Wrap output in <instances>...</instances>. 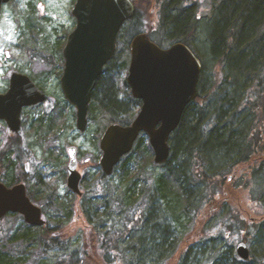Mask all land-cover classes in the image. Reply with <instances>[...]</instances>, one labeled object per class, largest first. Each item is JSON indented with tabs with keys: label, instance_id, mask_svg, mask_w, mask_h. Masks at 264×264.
Segmentation results:
<instances>
[{
	"label": "trees",
	"instance_id": "16d2710c",
	"mask_svg": "<svg viewBox=\"0 0 264 264\" xmlns=\"http://www.w3.org/2000/svg\"><path fill=\"white\" fill-rule=\"evenodd\" d=\"M202 1L211 4L212 13L208 16L209 23L201 27L207 43L202 42L199 47L200 56H207L227 66L230 73L225 78L227 86L224 94L209 107L206 102L211 100V91L204 94L203 79L200 77L199 96L187 107L179 128L170 138L171 157L165 165L154 163L149 138L141 134L133 151L116 167L122 180L128 183L123 194H117L108 183L109 177L96 164L98 173L94 178L97 180L95 184L87 185L88 193L81 200V213L91 225L90 231L95 234L93 244L88 253L78 243L74 249L69 243V260L63 255L56 264H169L188 228L196 225L199 211L213 200L209 192L212 190L216 193L217 186L212 180L227 175L238 165L262 160L253 169L251 189L254 184L264 182V44L258 53H255L257 46L254 47L257 43H264V0H158L161 4L158 7L161 24L167 27L172 38L191 46L190 40L195 38L200 20L197 13ZM135 7L133 19L127 21L120 32V37L124 30L128 33V45L143 30L146 17L139 4ZM192 50L199 57L198 52ZM60 58L63 65V56ZM127 68L128 64L124 65V62L119 68L112 62L101 76L95 91L94 108L106 111L108 126L130 125L142 106V102L133 97L126 79H120V73L125 74ZM62 72L58 71L57 77ZM123 90H126L125 102L121 96ZM61 99L64 100L63 97ZM100 115L91 114V118L99 119ZM45 119L41 118L40 130H44L42 123ZM15 145L12 138L10 145L0 150V166L4 170L2 181L7 187L21 183V160L17 157L19 149ZM141 160L164 171L155 178L141 175L154 192L142 199L137 188L144 182L139 175L136 177L135 171ZM87 179L90 180L89 175ZM156 198L163 201V213L170 218L167 223L157 225L150 222L153 212H156L152 207ZM102 210L109 220L101 219ZM63 215L69 219V224L76 218L70 205L69 216L66 213ZM9 216L21 217L18 214ZM116 217L121 222L119 227ZM66 218H62L63 222L67 221ZM62 219L58 222H62ZM104 222H110V225L106 226ZM173 224L180 231L179 237L175 235L177 231L173 233L171 230ZM252 226L249 229L263 242L264 247V223ZM41 229L29 226L24 221L13 238L10 251L5 254L0 252V264H13V258L21 252L23 255L20 257H25L20 260L23 264H53L44 256L32 262L33 252L39 245L51 247L41 241L38 235ZM18 243L23 249H15ZM189 246L187 248L191 249V244ZM206 264H264V250L258 261H243L230 250L211 262L207 260Z\"/></svg>",
	"mask_w": 264,
	"mask_h": 264
},
{
	"label": "rangeland",
	"instance_id": "374dc122",
	"mask_svg": "<svg viewBox=\"0 0 264 264\" xmlns=\"http://www.w3.org/2000/svg\"><path fill=\"white\" fill-rule=\"evenodd\" d=\"M74 1L76 0H11L9 4L3 5L0 16V93L7 89L12 74L24 73L35 79L41 89L45 91L49 102H51L49 107L43 105L38 108L35 111L37 114L31 111L24 117L25 125L21 130V136L27 150L25 154L24 151L20 150L21 147L19 146L21 144L17 140L19 136L15 135L18 136L15 139V148L19 147L20 150L17 157L21 160L22 170L25 162H29L32 177H41L47 185L46 189L56 187L57 183L55 181L51 182L50 177L60 174L62 170L64 171L67 162L64 153H67L70 146L78 148L80 155V157L78 156L79 172L86 177L89 175V179H92V181L88 180L90 185L95 184L97 179L94 177L98 173L96 164L101 157L100 138L109 123L105 114L103 116L101 114L99 119H92L90 115L87 131L81 134L76 128L75 109L68 106L61 99L63 94L58 81H60L62 75L57 77V72L62 71L63 66L60 64L62 51L59 48L64 47V40H61V38L75 29V19L72 16ZM157 2L158 0L140 1L139 7L146 13L144 21L148 20L147 22L151 24L159 23L157 16L159 6H157ZM210 13H212L211 4L202 1L197 13L200 20L196 35L195 38L190 40L191 46H189L195 52H198V58L202 63L204 71L201 75L203 92L207 95L211 91V100L206 102L209 107L214 103L216 104L224 94V89L227 86L225 78L230 73L227 66L220 61L212 60L207 56L205 58L200 56L199 47L202 42L207 43L201 27L204 23H209L208 16ZM160 27V31L154 32V37L159 42L168 43L167 34L169 31L162 24ZM128 37V33L124 30L121 35L122 39H120L122 47H126ZM257 44L254 45V47L257 46L255 53L260 51L264 43ZM127 74V72L125 74L120 73V79H126ZM125 95L126 90H123L121 94L123 101L126 98ZM44 112L51 114L47 116L43 114ZM42 117L46 118L42 123L44 125L42 129L44 130H40L34 124L35 120L39 124V119L41 123ZM47 119L48 121H46ZM48 127H50V130L47 129ZM42 134L43 136H41ZM9 135V131L0 122V150L5 147L4 144ZM44 136L45 138H41ZM255 162L256 160H253L250 163L238 165L227 172V175L212 180L217 186L216 193L212 190L209 192L213 200L209 202L208 206L199 211L196 225L193 224L189 227L187 234L183 238L181 237L180 246L176 248L174 259L169 264H176L178 260L182 259L180 264H206L207 260L211 262L218 255L227 253L230 250L236 253V247L240 243L247 244L251 252L250 259L256 261L260 259L264 250L263 242L261 243V240L255 237L253 230L249 229V227H253V224L260 225L264 223V182L254 184L253 189H251L253 186V169L261 164L262 160L257 161L258 163ZM135 171L136 177L139 175L141 181L144 182L140 183L137 188V191H140L142 195L141 199L147 195H152L154 192L151 191L145 182V178L141 175L147 174L155 178V176L158 177L164 172L163 169L156 168L152 163L141 160ZM35 183L36 180L31 181L32 190L36 186ZM108 183L115 188L117 194H123L125 187L128 186V183L122 180L117 170L116 175L113 174L111 178L109 177ZM201 190L203 191L202 187ZM69 200H71V206H77L74 197H69ZM152 207H155L156 212L155 214L153 212L150 222L159 225L167 223L168 220L170 221L169 216L163 213L164 206L161 199H154ZM60 212L52 211L49 213L50 218H48V221L51 226H55V223H61L58 221L64 215ZM194 214L195 212L192 213V215ZM100 217L102 220L104 218V221L109 220L105 216L104 210H102ZM23 222L22 217L12 216H8L5 221L0 222V252L2 254L10 251L11 246L14 244L13 238ZM116 224H118L117 227L121 225L120 219L117 217ZM104 225H110V222H104ZM90 230L91 225L86 222L80 210L76 213L74 222L69 224L67 229H62L51 238L65 243V245L69 241L73 249L77 248L78 243V246H82L85 252L88 251L89 253L90 246L94 241L93 235H95ZM171 230L173 233L177 231L175 235L179 237L178 232L180 231L177 226L173 224ZM39 236L42 242H46L51 247L46 245L41 247L39 245L33 252L32 262L44 256L47 261L56 264L58 262L57 257L66 255L65 246H63L65 248L62 252L60 251L62 248H54V244L50 243L51 238L49 236ZM195 241L199 242L193 244ZM190 244L191 249H188L187 247ZM15 246L16 250L18 247L23 249L19 243ZM231 247L233 249H230ZM15 254L13 255L15 256ZM20 255H23L22 252ZM20 255L17 254L13 258V264H23L20 260L25 257H20Z\"/></svg>",
	"mask_w": 264,
	"mask_h": 264
},
{
	"label": "water",
	"instance_id": "95a60500",
	"mask_svg": "<svg viewBox=\"0 0 264 264\" xmlns=\"http://www.w3.org/2000/svg\"><path fill=\"white\" fill-rule=\"evenodd\" d=\"M10 1L0 0V15L2 6ZM72 14L77 25L64 48L61 87L65 99L77 110L78 130L85 132L93 91L104 67L115 56L118 35L124 24L133 19L135 5L131 0H77ZM130 49L126 81L142 107L130 125L112 124L100 139L99 165L108 177L133 151L141 134L149 138L154 162L165 165L171 157L170 138L179 128L187 107L199 96L202 63L187 45L178 43L164 50L145 33L133 39ZM45 101L46 96L28 76L14 73L7 93L0 94V120L13 133H19L23 108ZM69 155V188L82 195L77 148L71 147ZM9 214L23 216L30 226L45 224L41 209L31 202L25 185L7 187L0 181V221ZM236 253L243 261L251 256L245 243L238 244Z\"/></svg>",
	"mask_w": 264,
	"mask_h": 264
},
{
	"label": "flooded vegetation",
	"instance_id": "af4514ba",
	"mask_svg": "<svg viewBox=\"0 0 264 264\" xmlns=\"http://www.w3.org/2000/svg\"><path fill=\"white\" fill-rule=\"evenodd\" d=\"M77 1V0H76ZM75 1V3H76ZM134 5L136 4H139L141 0H131ZM135 1L137 3H135ZM11 2V1H10ZM9 2V3H10ZM7 3V4H9ZM74 3V5H75ZM5 4V5H7ZM161 5L160 2H157V6ZM156 6V7H157ZM74 8V6H73ZM73 10V9H72ZM156 10V9H155ZM135 11H136V7H135ZM158 11V18H159V23L157 24H151V23H148L146 21H144V28L143 30H141L136 36H134L129 45L126 46V47H122L121 46V42H120V33L118 35V38H117V50H116V53H115V56L114 58L107 63V65L104 67L103 69V73L102 75L104 74V71L106 70V68L111 65L112 62H114V65L115 67L119 68L122 64V62H124V65H127L128 64V68H127V73H129V67H130V62H131V49H130V46H131V43L133 41V39L135 37H137L138 35L140 34H149L150 35V38L151 40L157 44L159 47H161L162 49L164 50H167L169 48H171L173 45L175 44H178V43H182V44H185L183 43L182 41L176 39V38H172L168 33L167 34V39H168V43H165V42H159L157 41V39L154 37V32H157V31H160L161 29V17H160V10L159 8L157 9ZM2 12V10H1ZM1 16V15H0ZM73 16V14H72ZM74 17V16H73ZM75 19V17H74ZM76 25H77V22H76V19H75V28H76ZM159 25V26H158ZM163 26V25H162ZM164 27V26H163ZM165 29H167V27H164ZM75 30V29H74ZM73 30V31H74ZM122 30V29H121ZM72 31V32H73ZM168 31V30H167ZM71 32V33H72ZM121 32V31H120ZM70 33V34H71ZM69 33L65 36V37H62L61 40H64V47L62 49L59 48L60 51H62V56H63V59H64V48H65V45L67 43V39L70 35ZM59 44V43H58ZM186 45V44H185ZM59 46V45H58ZM63 46V44H62ZM61 46V47H62ZM188 46V45H187ZM60 47V46H59ZM189 47V46H188ZM190 48V47H189ZM191 49V48H190ZM57 50V49H56ZM192 50V49H191ZM193 51V50H192ZM123 52V53H122ZM194 52V51H193ZM60 64H62V60H60ZM63 70L64 71V67H65V59H64V63H63ZM20 74H23V75H26L28 76L31 81L36 85L37 89L46 96V101L44 103H40V104H37V105H33V106H29V107H25L23 108L22 112H21V129L19 131V133H13L8 124L5 122V121H2L0 120V122H2V124H4V126L6 127V129L9 131V136H8V139L6 138V143L4 144L5 147L7 145H10V141L12 140V138L17 139L16 137H18V141L19 143L21 144L19 147H21V151H24V154H25V151L26 150V147L24 146V143H23V138L21 136V130L22 128L24 127L25 125V116L26 114H28L29 112H34V114H37L35 111L40 108L41 106L43 105H46L47 107H49V104L51 102H49V99H48V96L45 94V91H43L39 84L36 83L35 79L30 75H27V74H24V73H20ZM101 75V76H102ZM12 76V75H11ZM62 76H63V72H62ZM128 76V74H127ZM62 78V77H61ZM61 78H60V81H59V85L61 87ZM101 78V77H100ZM100 78L98 79L97 81V85H98V82L100 80ZM11 79V77H10ZM10 79L8 81V86H7V89L4 91V92H1L0 94H5L7 93L8 89H9V86H10ZM126 80H127V77H126ZM97 85L95 87V90L93 91V94H92V99H91V103L89 105V110H88V117L91 115V114H106V111L104 109H98V108H94V101H95V91H96V88H97ZM61 91H62V87H61ZM62 94H63V91H62ZM64 98V101L66 102V104L72 108L75 109L76 111V128H77V110L74 106L70 105L68 103V101L65 99V96L63 94L62 96ZM54 105V104H53ZM53 107V106H52ZM142 107V106H141ZM141 109V108H140ZM54 111V110H53ZM43 114L45 115H50L51 113H48V112H44ZM70 116H71V113H70ZM38 122L35 120L34 124L35 126L37 125L38 128H40V119H39V124H37ZM36 126V127H37ZM78 129V128H77ZM106 130V129H105ZM87 131V129H86ZM85 131V132H86ZM85 132H80L81 134L85 133ZM105 132V131H104ZM103 132V133H104ZM15 135H18V136H15ZM102 137V136H101ZM101 139V138H100ZM21 141V142H20ZM23 144V145H22ZM18 147V149H19ZM71 147H75V146H70L68 149H67V153H64V156L66 155V165L64 167V171L62 170V172L60 174H56L55 176H51L50 177V180L51 182L55 181V183H57L56 187H52L49 189H46L47 188V185L45 184L44 180H42L41 177H32V174H31V169H30V163L29 162H25L24 164V169L22 170L21 168V163H20V172H21V177H20V181L21 183L20 184H23L25 185L26 187V191H27V196L29 197V199L31 200V202L39 207L42 211V219L45 221V224L43 226H39L38 228H42L39 232H38V235H41V236H49L50 238L53 237V235L57 234L58 232H60L62 229H67L69 227V219H67L66 217H63V218H66L67 221L66 222H61V223H55V226H51V224L49 223L48 221V214L51 213L52 211H61L60 213H63L67 216H69V205H70V208L71 210L73 209L74 213L76 214L77 212H79L82 208H81V200L82 198L85 196L86 193H88V190H87V185L90 184L88 182V179L86 176H83L81 173V181H80V184H79V188H80V191L82 193V195H78L76 193H74L70 188H69V171H68V167H69V163H70V155H69V149ZM99 147H100V143H99ZM77 148V147H76ZM4 149V148H3ZM19 150V151H20ZM102 154V153H101ZM78 156L80 157L79 155V151H78V148H77V162H78ZM98 164H99V160H98ZM78 166H79V162H78ZM0 170H1V173H2V176L0 178V181L4 184V182L2 181V177L4 175V170L2 168V166H0ZM79 171V170H78ZM113 176V175H112ZM108 177V176H107ZM111 177V176H110ZM34 178V179H33ZM33 180H36V186H34V189L32 190V187H31V181ZM90 187V186H89ZM88 187V188H89ZM73 196L74 199L76 200V207L75 206H71V200H69V197L72 198ZM23 218V216H21ZM4 220V219H3ZM24 220V218H23ZM25 221V220H24ZM27 224V223H26ZM30 226V225H29ZM32 227H37V226H32ZM37 233V232H36ZM50 243L54 244V248H62L60 251L63 252V249L66 247V256H67V260H69V241L67 242V244L65 245V243H61L57 240H55L54 238H51L50 240ZM63 246H65L63 248ZM54 250V249H53ZM63 256V255H62ZM62 256H59L56 258L59 259L60 257Z\"/></svg>",
	"mask_w": 264,
	"mask_h": 264
}]
</instances>
